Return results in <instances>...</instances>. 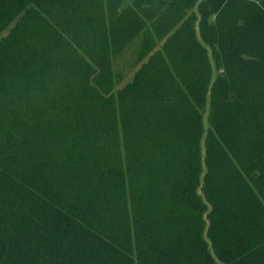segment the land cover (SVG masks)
<instances>
[{"label": "trees", "instance_id": "1", "mask_svg": "<svg viewBox=\"0 0 264 264\" xmlns=\"http://www.w3.org/2000/svg\"><path fill=\"white\" fill-rule=\"evenodd\" d=\"M0 264H264V0H0Z\"/></svg>", "mask_w": 264, "mask_h": 264}, {"label": "rangeland", "instance_id": "2", "mask_svg": "<svg viewBox=\"0 0 264 264\" xmlns=\"http://www.w3.org/2000/svg\"><path fill=\"white\" fill-rule=\"evenodd\" d=\"M128 2H131V0H127ZM122 62L124 61V60H121ZM121 61H120V63H121Z\"/></svg>", "mask_w": 264, "mask_h": 264}]
</instances>
